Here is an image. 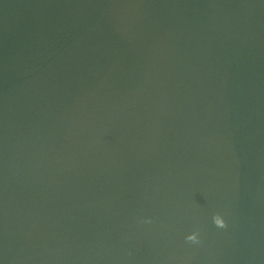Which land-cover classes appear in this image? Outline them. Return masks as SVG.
I'll list each match as a JSON object with an SVG mask.
<instances>
[{
	"label": "water",
	"instance_id": "1",
	"mask_svg": "<svg viewBox=\"0 0 264 264\" xmlns=\"http://www.w3.org/2000/svg\"><path fill=\"white\" fill-rule=\"evenodd\" d=\"M0 264H264V0H0Z\"/></svg>",
	"mask_w": 264,
	"mask_h": 264
},
{
	"label": "clouds",
	"instance_id": "2",
	"mask_svg": "<svg viewBox=\"0 0 264 264\" xmlns=\"http://www.w3.org/2000/svg\"><path fill=\"white\" fill-rule=\"evenodd\" d=\"M214 222L216 223V226L219 227V228H223V227L226 226V224H225V220H224V218L221 217V216H217V217L215 218V221H214ZM185 239L188 240V241L196 242L197 239H198V237H197V234L189 233V234L185 237Z\"/></svg>",
	"mask_w": 264,
	"mask_h": 264
}]
</instances>
